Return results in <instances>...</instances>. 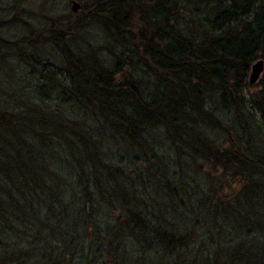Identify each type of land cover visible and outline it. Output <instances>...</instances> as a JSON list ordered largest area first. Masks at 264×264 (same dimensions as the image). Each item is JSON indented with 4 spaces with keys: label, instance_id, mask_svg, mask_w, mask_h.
Listing matches in <instances>:
<instances>
[{
    "label": "trees",
    "instance_id": "obj_1",
    "mask_svg": "<svg viewBox=\"0 0 264 264\" xmlns=\"http://www.w3.org/2000/svg\"><path fill=\"white\" fill-rule=\"evenodd\" d=\"M7 3L0 264H264V0Z\"/></svg>",
    "mask_w": 264,
    "mask_h": 264
},
{
    "label": "rangeland",
    "instance_id": "obj_2",
    "mask_svg": "<svg viewBox=\"0 0 264 264\" xmlns=\"http://www.w3.org/2000/svg\"><path fill=\"white\" fill-rule=\"evenodd\" d=\"M13 1V3L18 5L19 10H23L22 19L28 22H32V25L36 28H40L41 26H44V24L47 22L48 18L65 15L68 11H70V5L71 1L77 2L79 5H81L82 2H88L90 0H9ZM9 4L7 3V0H0V10H4V12L1 14L3 18H11L15 13H18L17 11L7 9ZM96 28L90 27L88 30H90L91 33H95ZM24 35V32L20 30L18 27H11L7 30H4V37L6 36L9 39H17ZM94 36H99L97 33H95ZM6 70L11 71V69H15V65L8 63L5 65ZM263 75H261L259 81L255 84H253L249 92L255 93L260 88V83L263 81ZM249 92H245L244 95L247 96V98L250 96ZM260 116V115H259ZM263 123V124H262ZM259 125L262 126V129L264 131V120L260 116L259 118Z\"/></svg>",
    "mask_w": 264,
    "mask_h": 264
},
{
    "label": "water",
    "instance_id": "obj_3",
    "mask_svg": "<svg viewBox=\"0 0 264 264\" xmlns=\"http://www.w3.org/2000/svg\"><path fill=\"white\" fill-rule=\"evenodd\" d=\"M79 9H80V5L75 1H71V5H70L71 12L73 14H76L78 13ZM263 69H264V63L262 60H258L255 63H253L248 77V82L250 85H253L259 81L263 73Z\"/></svg>",
    "mask_w": 264,
    "mask_h": 264
}]
</instances>
